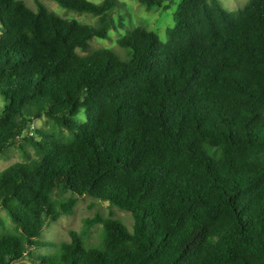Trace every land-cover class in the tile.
I'll return each instance as SVG.
<instances>
[{"label": "trees", "instance_id": "1", "mask_svg": "<svg viewBox=\"0 0 264 264\" xmlns=\"http://www.w3.org/2000/svg\"><path fill=\"white\" fill-rule=\"evenodd\" d=\"M33 1L0 0V155L23 159L0 172V264H264V0H181L165 42L142 27L117 40L126 60L89 47L123 28L114 0H51L96 27ZM82 196L130 213L131 231L110 214L42 242Z\"/></svg>", "mask_w": 264, "mask_h": 264}, {"label": "rangeland", "instance_id": "2", "mask_svg": "<svg viewBox=\"0 0 264 264\" xmlns=\"http://www.w3.org/2000/svg\"><path fill=\"white\" fill-rule=\"evenodd\" d=\"M25 6L33 11L36 10V4L33 0H20ZM48 11L53 12L63 19H75L81 24L97 26V18L87 14H77L60 8L51 0H39ZM92 4L99 5L103 0H86ZM181 0H167L163 6L155 7L147 11L137 0H114L116 7L110 13L112 23H116L118 19L123 20L122 29L108 30L107 39H93L89 42L90 51L97 49H108L116 54L120 59L128 58L124 49L117 45V40L126 36L127 32L135 27H142L147 31L153 32L161 42L167 40L166 31L174 26L173 15L177 5ZM221 6L228 12H235L242 9L248 0H218ZM169 8L166 9L165 7ZM79 55H85L78 51ZM5 102L0 97V113L4 108ZM84 120L83 113L80 114ZM36 131L47 129L49 127L45 119L36 121L32 126ZM35 135V132H33ZM26 152L32 156L33 151L25 145ZM21 152L18 148H10L3 155H0V172L14 163L22 162ZM56 201H63L70 197L69 194H54ZM113 214L114 219L121 222L128 230L131 231L133 219L130 213L111 207L107 202H100L88 196L77 197L76 205L69 216H61L57 221L45 219L40 240L44 243L58 244L61 242H69V233H80L83 223L86 219H92L96 216L107 218ZM0 219L6 228H11L12 224L6 214L0 210ZM101 226L96 225L90 231V244H97L100 240ZM55 252L54 247H46L35 252L36 255H50ZM22 264H28L27 260L21 261Z\"/></svg>", "mask_w": 264, "mask_h": 264}]
</instances>
